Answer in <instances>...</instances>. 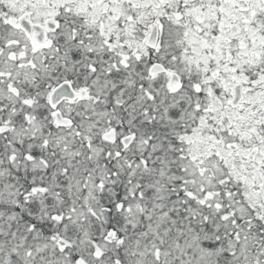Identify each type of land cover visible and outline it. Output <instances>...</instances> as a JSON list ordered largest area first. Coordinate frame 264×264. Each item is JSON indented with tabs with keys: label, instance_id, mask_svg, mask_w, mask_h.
<instances>
[{
	"label": "snow or ice",
	"instance_id": "6c2138e0",
	"mask_svg": "<svg viewBox=\"0 0 264 264\" xmlns=\"http://www.w3.org/2000/svg\"><path fill=\"white\" fill-rule=\"evenodd\" d=\"M0 264H264V0H0Z\"/></svg>",
	"mask_w": 264,
	"mask_h": 264
}]
</instances>
